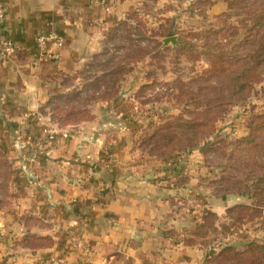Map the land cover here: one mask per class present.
<instances>
[{
    "label": "rangeland",
    "instance_id": "obj_1",
    "mask_svg": "<svg viewBox=\"0 0 264 264\" xmlns=\"http://www.w3.org/2000/svg\"><path fill=\"white\" fill-rule=\"evenodd\" d=\"M146 1L134 19L130 14L110 29L75 75L54 81L53 106L31 112L40 120L24 130L66 131L92 119L91 107L112 106L97 115L101 133L122 141L123 159L116 161L111 148L104 156L131 184L141 178L162 187L160 226L172 225L164 234L185 240L201 264H217L211 253L264 243V151L247 153L242 140L264 113V64L249 72L253 53L264 45V0L230 2L218 14L210 11L213 0ZM167 38L175 42L166 45ZM220 59L226 74L207 81L205 72ZM255 75L260 83H252ZM70 109L80 113L70 116ZM255 135L264 141V132ZM15 175L11 161L0 158V215L13 213L23 228L15 236L0 233V264H24L23 254L34 258L55 243L51 222L16 214L23 194ZM237 205H257L261 215L239 222L227 213ZM60 234L66 238L69 230Z\"/></svg>",
    "mask_w": 264,
    "mask_h": 264
},
{
    "label": "crops",
    "instance_id": "obj_2",
    "mask_svg": "<svg viewBox=\"0 0 264 264\" xmlns=\"http://www.w3.org/2000/svg\"><path fill=\"white\" fill-rule=\"evenodd\" d=\"M178 1L194 0L156 4ZM144 2L0 0L2 35L16 48L12 56L0 54V148L20 180L23 195L14 206L16 214L51 222L55 240L34 258L23 254L24 264H201L197 251L180 237L175 242L164 234L172 225L160 226L159 207L165 200L157 194L162 187L141 178L131 184L125 170H116L104 156L105 148H111L116 161L123 159L122 141L101 133L103 122L97 115L112 106L91 107L92 119L64 127L70 138L53 145L33 126H27L23 138L13 136V123L21 115L46 108L54 81L75 75L86 58L104 46L110 29L140 13ZM224 2L213 0L210 11L224 12ZM48 34L61 38L63 47L54 60L36 64V38ZM17 219L13 213H1L0 233L12 230L13 236L19 235L23 228ZM61 228L69 230L68 237L59 236Z\"/></svg>",
    "mask_w": 264,
    "mask_h": 264
},
{
    "label": "trees",
    "instance_id": "obj_3",
    "mask_svg": "<svg viewBox=\"0 0 264 264\" xmlns=\"http://www.w3.org/2000/svg\"><path fill=\"white\" fill-rule=\"evenodd\" d=\"M236 2L237 0H225L224 3H226L227 7L229 8L231 6L230 2ZM135 14H131V18H135ZM261 21V20H260ZM255 21L254 26L260 27L261 22ZM258 49L253 53V56L250 61H252V70L249 72L255 73V70L260 69L261 66L264 64V45H260L257 47ZM227 68L224 66V62L222 59L217 60L212 63L211 68L209 71H206L205 74H211L210 77H208L207 81H209L212 78L218 79L220 74H226ZM252 80L254 84L260 83V78L258 76L252 77ZM45 106H53L52 102L46 103ZM254 110V109H252ZM80 113L79 111H74L73 109L68 110V113L70 116L74 113ZM256 120L259 121L257 126L250 128L254 131L251 132V135L249 134V137L242 139L246 144L244 145V148L246 152H252L253 150H260L264 151V141L258 139V137L255 134H259L261 132H264V113L262 115H259L256 117ZM0 158L7 159L6 153L0 148ZM16 176V175H15ZM16 183L17 181V176ZM4 183L8 182L9 184L12 182L11 178L7 179L5 177L3 179ZM1 183V181H0ZM7 183V186H8ZM246 196H250V192L246 193ZM228 214H235L237 221H241L245 219L248 222H251L254 219L260 217L261 210H259V207L257 205H237L231 209L227 210ZM166 235H172L171 233H166ZM173 236V235H172ZM182 243H185L187 246L189 244L184 240ZM213 255V259L217 261V264H264V243L262 244H256L255 242H250L245 246V249L242 251H236L233 247L227 246L224 249H222L218 254L214 255V253H211Z\"/></svg>",
    "mask_w": 264,
    "mask_h": 264
},
{
    "label": "built area",
    "instance_id": "obj_4",
    "mask_svg": "<svg viewBox=\"0 0 264 264\" xmlns=\"http://www.w3.org/2000/svg\"><path fill=\"white\" fill-rule=\"evenodd\" d=\"M4 20V9L0 5V54L5 57H9L15 54L16 48L9 39L2 35V23ZM36 49L38 59L36 64L42 61H52L57 57V51L63 47V40L56 35H40L36 38ZM36 113H24L18 120L13 123V136L17 138H23L24 127L29 121H39ZM43 135L46 138L47 143H55L58 140L66 141L70 138V134L67 131H57L50 127H42ZM53 261V260H51Z\"/></svg>",
    "mask_w": 264,
    "mask_h": 264
},
{
    "label": "water",
    "instance_id": "obj_5",
    "mask_svg": "<svg viewBox=\"0 0 264 264\" xmlns=\"http://www.w3.org/2000/svg\"><path fill=\"white\" fill-rule=\"evenodd\" d=\"M174 43L175 42V40L173 39V38H167L166 40H164V44H166L167 45V43Z\"/></svg>",
    "mask_w": 264,
    "mask_h": 264
}]
</instances>
